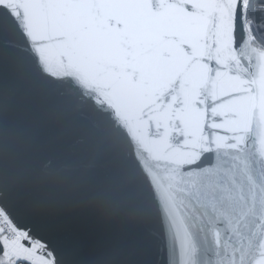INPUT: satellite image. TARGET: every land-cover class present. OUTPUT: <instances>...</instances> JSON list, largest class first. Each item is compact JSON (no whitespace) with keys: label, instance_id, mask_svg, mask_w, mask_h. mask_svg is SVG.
<instances>
[{"label":"snow or ice","instance_id":"6c2138e0","mask_svg":"<svg viewBox=\"0 0 264 264\" xmlns=\"http://www.w3.org/2000/svg\"><path fill=\"white\" fill-rule=\"evenodd\" d=\"M70 71L160 167L130 209L136 264H264V0H0V86ZM97 236L0 188V264H92Z\"/></svg>","mask_w":264,"mask_h":264},{"label":"water","instance_id":"95a60500","mask_svg":"<svg viewBox=\"0 0 264 264\" xmlns=\"http://www.w3.org/2000/svg\"><path fill=\"white\" fill-rule=\"evenodd\" d=\"M145 148L128 117L75 71L52 94L15 75L0 86V188L27 205L89 216L98 229L92 264L139 258L147 222L130 209L148 191L145 171L162 174Z\"/></svg>","mask_w":264,"mask_h":264}]
</instances>
